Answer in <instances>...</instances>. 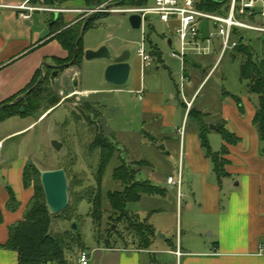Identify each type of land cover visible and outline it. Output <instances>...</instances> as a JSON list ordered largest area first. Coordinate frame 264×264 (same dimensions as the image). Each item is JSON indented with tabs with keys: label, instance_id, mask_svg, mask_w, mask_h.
Instances as JSON below:
<instances>
[{
	"label": "rangeland",
	"instance_id": "obj_1",
	"mask_svg": "<svg viewBox=\"0 0 264 264\" xmlns=\"http://www.w3.org/2000/svg\"><path fill=\"white\" fill-rule=\"evenodd\" d=\"M153 4V0H150L148 7H152ZM228 4L229 0L226 2V7ZM43 16L47 20H52L50 14ZM130 16L111 14L99 19L94 27L85 32L83 38V45L102 42V46L109 48L114 56L124 51H129L131 54L130 79L121 87L106 82L105 70L109 65L107 66L103 59L89 61L79 68L80 89L98 91L112 89L115 94V100L104 99L95 105L101 111L99 117L106 120L112 133V143L117 148L114 158L103 173H100L99 164L101 157L104 155L105 158L106 153L102 154L100 149L90 148L98 131L97 123L90 125L84 122L81 118L82 113L74 102H63L40 119L41 114L48 110L44 102L39 114L0 122V140L14 131L32 126L15 138L4 141V154L10 157L11 162L23 156L28 164L35 165L40 172L65 169L69 206L72 208L69 214L66 210L58 214L59 217L53 221L52 230L54 234L70 230L75 222H68L65 218L70 214L74 218L79 217L78 231L83 238L85 252L92 254L93 262L96 256L103 254V252H94V249L103 248L108 244L123 246L135 240L134 235L130 236L127 232L128 222H118L114 217L108 199L109 193L122 190V185L113 178V171L123 166V163L139 171L137 181H149L163 191L156 195H143L141 201L129 203L127 212L131 214L130 218H134V215L138 216L143 223L147 221L159 230L156 233L157 237L165 235L174 241L177 240L181 230L186 231L188 223H194L198 219L193 194L199 192V185L191 174L185 155L180 150L181 135L184 137L186 134L198 132V121L195 113L191 116L187 115L184 121L186 110L180 106L178 99L171 100V96H177L182 85L183 64L179 59L171 57L173 50H180L181 43L172 33L173 24L162 23L155 16H150L143 31L134 30L129 22ZM203 27L212 30L209 22L203 23ZM142 32L146 35L145 53L155 58V52H157L160 57L156 64L146 68L143 73L138 58ZM244 34L254 59H263L264 35L249 31ZM168 40L173 41V46H169ZM205 47L210 49V55L187 58L200 66L196 68L200 79L192 72L190 73L193 84H198L205 79V74L202 72L203 66L210 70L220 55V42L205 43ZM242 62V56L238 55L234 58L233 53L227 51L214 75L204 83L200 90L201 95L195 102L194 111H203L205 121L214 122L217 103L224 93L241 99L249 96L247 82L240 78ZM140 80L145 93L141 98L135 91ZM59 84L60 78L57 77L49 84V88L64 99L72 93L73 88L69 86L64 90ZM188 84H186L185 93L190 99L188 92L193 86L189 87ZM152 92L160 93L165 104L176 105L174 125L177 128L168 138L160 136V133L165 134L167 131L162 130L161 118L145 113L144 99ZM81 97L85 98V95ZM73 113L80 119H76ZM211 126L213 125H210V129ZM178 127L180 132L177 131ZM162 140L168 142L165 151L158 149V143ZM53 141L62 143L63 147L60 151L53 148ZM180 174L183 195L179 198L177 188L170 186L167 181L169 176L177 179ZM100 201L101 219L95 224L90 213L95 204ZM109 229L116 233L109 234ZM185 231L183 232L184 243L189 238V232ZM79 253L78 250L75 256L68 258L71 264L75 263L77 258L79 262Z\"/></svg>",
	"mask_w": 264,
	"mask_h": 264
},
{
	"label": "crops",
	"instance_id": "obj_2",
	"mask_svg": "<svg viewBox=\"0 0 264 264\" xmlns=\"http://www.w3.org/2000/svg\"><path fill=\"white\" fill-rule=\"evenodd\" d=\"M118 4L124 7V3ZM21 6L38 8V10L34 12L20 10ZM91 10L93 9H87L84 1L81 0L69 2L0 0V106L29 86L43 62L52 64L56 59L68 58V51L55 39V36L82 22L89 15H93L90 13ZM21 13L30 15V19H21ZM45 14H50L52 20H47L43 16ZM58 17L62 18L66 26L53 34L52 28ZM143 37L146 40L144 32H142L141 41ZM168 44L171 46L172 40H168ZM102 45V42L84 45V52L89 49L97 50ZM197 57L191 56V58ZM88 62L83 58L80 67L75 66L65 70L60 77L59 85L62 89L66 90L69 86L73 88L74 78L77 76L79 79V68ZM106 63L107 66L110 64L108 61ZM156 63L157 60L154 64ZM194 63L196 62L190 59L186 64L187 77L190 78L188 85L193 86L188 92L190 99L186 97L188 101H193L191 109H194L195 102L201 95L200 90L206 82V74L209 70L203 66L202 72L205 74V79L198 84H193L191 72L200 79L196 68H193ZM141 70L143 73L146 68L142 69L141 66ZM79 90L81 95L98 91L80 88ZM106 91H112V89H106ZM135 91L140 98L145 94L141 80ZM61 92L63 93L62 90ZM74 92L73 88L72 93ZM234 97L236 96L224 93L217 103L214 122L206 121L215 128L210 129L208 135L214 152H219L225 144L217 132V126L223 122L230 133L240 138L237 145H227L229 154L225 156L226 177H223L221 181H218L213 164L205 155L198 132L186 134L184 137L181 135L180 150L185 155L191 174L199 185V192L193 194L198 212L197 221L188 223L186 231L181 230L176 241L165 235L164 238L156 235L148 248L140 247L135 239L131 244L127 243L123 246L115 244L94 249V252H103V254L96 256L93 262L92 254L87 252L90 254V264H264V255L259 253L261 241L264 239V153L261 152L262 144L253 124L257 112V96L249 93L247 98L236 97L242 101L245 114L240 113ZM176 99L186 110L185 121L189 111L186 109V103L180 91L177 96H171V100ZM144 105L147 115L161 118L162 130L167 131L165 134L160 133V136L163 138L172 136L174 129L177 128L174 125L176 105L165 104L162 95L158 92L147 94ZM53 109L47 110L45 115ZM201 113L204 114L203 111ZM45 115L40 116V119ZM31 127L30 125L14 131L0 140V209L4 216V223L0 224V244L2 245L8 240L9 226L23 220L26 208L34 195L33 187L25 188L23 184V172L29 165L26 158L22 156L11 162L10 157L4 154V141L15 138ZM177 131L180 132V127ZM217 138L220 140H216ZM164 140L158 145L163 144L167 149L168 142ZM8 188L12 189L20 204L17 211L12 212L7 209ZM154 229L156 233L159 232L157 228L154 227ZM184 231L189 232V238L185 243ZM17 263L16 252L0 250V264ZM72 264H79L78 258Z\"/></svg>",
	"mask_w": 264,
	"mask_h": 264
},
{
	"label": "trees",
	"instance_id": "obj_3",
	"mask_svg": "<svg viewBox=\"0 0 264 264\" xmlns=\"http://www.w3.org/2000/svg\"><path fill=\"white\" fill-rule=\"evenodd\" d=\"M48 2L50 0H47ZM64 1H78V0H62ZM86 3L87 9H98L108 2V0H81ZM198 8L207 13H219L225 14L223 9L222 0H198ZM149 0H125L124 6H147ZM107 13H95L89 20L87 30L94 27L97 20L107 17ZM87 19L82 22L61 31L66 25L61 17L54 23L52 33L56 34L55 39L59 41L62 47L68 51L69 55L67 59H56L57 63H68L72 61L75 54L76 43L80 37L83 24ZM246 36L241 38L239 45L233 51L234 58L238 55L243 57V62L240 68V78L242 81L247 82V90L250 94L257 96V112L253 120V124L256 127L260 142L262 144L261 152L264 153V58L259 59L253 57V53L250 47L246 43ZM264 41V39H263ZM84 58V45L83 41L78 48V57L75 63L80 67ZM156 60H160L159 54L155 52ZM189 60H186V64ZM193 68H200L197 63H194ZM203 71V70H202ZM184 74L188 76V70L185 68ZM37 79V78H36ZM26 90V89H25ZM24 91V90H23ZM22 91V92H23ZM21 92V93H22ZM20 93V94H21ZM19 94V95H20ZM17 95V96H19ZM11 98L7 102L1 104L13 102L16 97ZM235 98L236 104L241 114H245V110L242 101L239 98ZM61 101L58 94H55L49 86L40 87L35 92L31 93L23 102L10 106L0 111V122H4L14 117L31 116L39 111L46 102L47 109L55 108ZM69 100H67L68 102ZM21 104V105H20ZM195 113L198 121V135L201 141V146L208 159L211 160L214 168V172L221 181L223 177H226L225 165L227 161L225 156L229 154L227 145H237L240 142L235 134L230 133L225 128V123L217 126V132L221 136L225 143L219 152H214L208 135L210 133V125L204 120V114L199 111L191 109L188 116ZM76 119H80L75 113ZM84 116V115H83ZM85 119L93 123L89 117L84 116ZM82 118V117H81ZM101 137H97L91 144L92 150L100 148L101 153L105 154L100 159L99 170L103 173L114 158L116 153V147L113 143L107 141H101ZM139 171L131 169L129 166L123 163V166L117 167L113 171V178L116 179L121 185L122 190L109 193L108 199L112 206L114 217L118 222H128L127 232L130 236H133L137 240L140 247L148 248L152 239L156 237V231L152 225L147 221L144 223L138 216L134 215V218H130L127 212V205L129 203L139 202L143 195H156L163 191L155 185H152L149 181L140 182L137 181V174ZM23 184L25 188L33 187L34 195L28 204L24 213L22 221L15 223L8 228V240L2 245L0 244V250L14 251L18 255L17 264H70L69 257L76 255L79 250L80 253L85 252V245L83 238L79 231L64 230L60 233L54 234L52 230L53 221L59 216H53L50 214L44 190L41 184L40 171L35 165H27L23 172ZM9 194V200L7 203L8 211H17L20 207L17 201L15 193L11 188L7 189ZM71 206L66 209L69 214ZM101 201L95 204L90 216L93 218L95 224L100 220ZM77 216V215H76ZM79 217H73L72 214L65 218L68 222H79ZM134 220V221H132ZM4 223L3 212L0 209V224ZM109 234L116 233L112 229L108 230ZM106 246H111L108 244Z\"/></svg>",
	"mask_w": 264,
	"mask_h": 264
},
{
	"label": "built area",
	"instance_id": "obj_4",
	"mask_svg": "<svg viewBox=\"0 0 264 264\" xmlns=\"http://www.w3.org/2000/svg\"><path fill=\"white\" fill-rule=\"evenodd\" d=\"M125 0H109L106 5L90 13H110L138 15L142 19L143 31L145 24L149 21L150 16H155L160 22L173 24L172 33L179 38L181 43L180 50H173L172 58L179 59L183 64V78L180 88V95L186 103V109L191 110L193 101H188L185 95L186 84L189 78L184 74L186 60L188 56H208L210 49L205 47V43L213 44L217 41L221 43L220 55L215 65L208 70L206 81L216 72L220 61L227 51L233 53L239 45L241 38L245 37L244 32H255L264 35V0H222L225 14L207 13L198 8V0H153V6H132L121 7L119 2ZM114 6V8H110ZM20 10L34 12L38 8L21 6ZM48 11H54L47 9ZM20 18L23 20L30 19V15L21 13ZM211 23L212 30L203 27V23ZM145 37H143L138 51L142 69L150 67L156 62V59L145 53ZM173 46V41L172 45ZM142 94V92H139ZM168 184L177 188V194L180 198L182 194V175L176 179L168 178ZM259 253L264 255V239L261 241ZM79 264H90V256L87 252H82L79 257Z\"/></svg>",
	"mask_w": 264,
	"mask_h": 264
},
{
	"label": "water",
	"instance_id": "obj_5",
	"mask_svg": "<svg viewBox=\"0 0 264 264\" xmlns=\"http://www.w3.org/2000/svg\"><path fill=\"white\" fill-rule=\"evenodd\" d=\"M123 3L124 1H121L120 5H122ZM91 18L92 16H90L85 21L82 27L80 37L76 43L75 55H74L73 60L64 66L55 67V68H57L58 70H61L64 68H71L75 65L77 57H78L79 45L83 41L84 34L87 30L88 22ZM129 22H130L132 29L141 30L142 19L140 16L138 15L130 16ZM169 44H171V41H169ZM84 59L86 61H92L95 59H103V60L110 62L109 66L105 70V80L107 83L113 86H116V87L124 86L128 83L130 79L132 65H131V54L129 51H124L120 55L114 56L112 55V52L109 48H107L106 46H102L97 50H91V49L86 50L84 52ZM54 77H56V74H54ZM73 88L75 92L72 93L68 98L76 104L83 105L84 102L86 104H99L104 99L115 100V94L112 91L90 92L89 94L85 95V98H82L79 92V84H78L77 76L73 80ZM21 100H22V97H19L12 103H6L4 105H1L0 111L10 106L17 105L18 102H20ZM98 122L100 126L102 127V129L104 130V132L106 133V137L109 138V136L111 135V131L107 126L106 120L103 118H100ZM211 129H215L214 126H211ZM52 146L56 151H60L63 147L62 143L58 141H53ZM158 149L161 151L166 150L164 145H159ZM40 175H41V184H42L44 194H45L46 204H47L50 214L53 216H56L64 212L69 206L68 183H67V174H66L65 169L61 168L58 170L44 171V172H40ZM71 230L73 231L79 230V226L77 222L73 224ZM158 237L164 238V236L162 235H158Z\"/></svg>",
	"mask_w": 264,
	"mask_h": 264
},
{
	"label": "flooded vegetation",
	"instance_id": "obj_6",
	"mask_svg": "<svg viewBox=\"0 0 264 264\" xmlns=\"http://www.w3.org/2000/svg\"><path fill=\"white\" fill-rule=\"evenodd\" d=\"M95 14V13H94ZM89 16H92V15H89ZM89 16L85 19H88ZM59 19V17H58ZM57 19V20H58ZM56 20V21H57ZM75 55V54H74ZM73 60V59H72ZM77 61V60H76ZM71 62V61H70ZM69 63V62H68ZM68 63H57L56 61H54L52 64L51 63H48V62H43V64L41 65L40 69L38 70V72L36 73V75L34 76L33 80L31 81V83L29 84V86L26 88V90H24L19 96L16 97L19 98V97H22V100L19 103L23 102L24 100L27 99V97L29 95H31V93L35 92L36 90H38V88L40 87H48L49 84L54 80L56 79L57 77H61L63 75V73L65 72V70H67L68 68H64V69H61V70H58L57 68L55 67H60V66H64ZM76 65H74L73 67H75ZM81 66V65H80ZM78 67V66H76ZM58 72V73H57ZM54 74H56V77H54ZM37 78V79H36ZM40 81V82H39ZM39 82V84H38ZM60 97V96H59ZM61 98V97H60ZM15 99V100H16ZM14 100V101H15ZM67 100L71 101L68 97L64 98V99H61L60 103L57 105H62L63 102H67ZM13 101V102H14ZM73 102V101H71ZM96 104H86L85 102L83 103V105H80V104H77V106L79 107V110L81 111L82 113V119L84 120V122H86L87 124H90V125H94L95 123H97V134L95 135L94 137V140L92 141V143L96 140L97 137H101L100 140L102 141H107L109 143L112 144V133L111 135L109 136V138L106 137V133L104 132V130L102 129V127L100 126L98 120L102 117H99V115L101 114V111H99L96 107H95ZM56 106V107H57ZM42 108V107H41ZM41 108L39 109V111L35 114H39ZM45 115V112L41 114V116ZM89 117L90 120H92L93 123H90L88 122L85 117ZM95 119V120H94ZM59 142V141H58ZM91 143V144H92ZM100 149V148H98ZM29 165H32V164H29Z\"/></svg>",
	"mask_w": 264,
	"mask_h": 264
},
{
	"label": "bare ground",
	"instance_id": "obj_7",
	"mask_svg": "<svg viewBox=\"0 0 264 264\" xmlns=\"http://www.w3.org/2000/svg\"><path fill=\"white\" fill-rule=\"evenodd\" d=\"M70 82V81H69ZM73 90V89H72Z\"/></svg>",
	"mask_w": 264,
	"mask_h": 264
}]
</instances>
